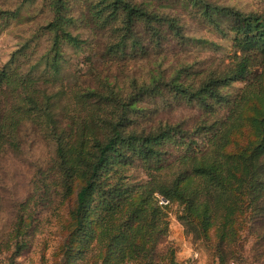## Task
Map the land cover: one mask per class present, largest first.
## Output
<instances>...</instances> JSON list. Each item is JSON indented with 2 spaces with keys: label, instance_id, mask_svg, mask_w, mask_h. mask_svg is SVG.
Returning <instances> with one entry per match:
<instances>
[{
  "label": "trees",
  "instance_id": "16d2710c",
  "mask_svg": "<svg viewBox=\"0 0 264 264\" xmlns=\"http://www.w3.org/2000/svg\"><path fill=\"white\" fill-rule=\"evenodd\" d=\"M74 1L48 0L50 47L37 63L25 70L15 53L0 68V155L21 152L28 131L48 142L52 155L36 171L33 200L54 194L69 205L62 264H89L94 252L92 264H177L173 248L159 251L175 204L197 239L210 241L215 230L219 263L228 264L243 226L264 223V88L250 85L236 103L256 111L249 117L255 142L230 151L241 119L231 127L233 113L218 116L233 103L226 89L254 74L252 56L264 59V14L204 0H84L77 14ZM176 1L199 7L217 27L218 16L227 20L242 53L236 69L198 78L182 63L165 68L163 57L147 79L134 78L128 87L101 73L66 79L67 50L81 53L88 43L77 33L82 29L107 35V56L120 60L148 59L165 43H199L187 38L177 17L155 9ZM166 97L196 104L217 120L194 129L148 122L141 105ZM26 226L21 218L18 249L26 246Z\"/></svg>",
  "mask_w": 264,
  "mask_h": 264
},
{
  "label": "rangeland",
  "instance_id": "374dc122",
  "mask_svg": "<svg viewBox=\"0 0 264 264\" xmlns=\"http://www.w3.org/2000/svg\"><path fill=\"white\" fill-rule=\"evenodd\" d=\"M146 2V0H136ZM212 7H224L250 14H264V0H204ZM74 10L81 13L84 0L73 2ZM160 12L170 13L180 20L187 38L200 41L189 42L183 46L172 42L164 44L158 51H151L148 59L120 60L107 56V35L101 31L92 32L82 29L77 33L88 43L84 52L76 53L67 50L66 79L76 83L91 80L98 73L109 75L122 87H128L131 81L147 79L153 70L154 63L164 67L180 65L191 67L192 73L198 78L206 72H223L236 69L241 62L242 53L234 46V35L229 31L226 19L217 17L221 28L208 22L199 7L186 6L175 2L173 8L166 9L156 5ZM53 20V13L48 0H0V68L10 62L12 55L18 53V65L23 69L39 61L50 47L49 36L44 28ZM152 50V48L150 49ZM130 53V52H129ZM254 74L247 83H235L226 89L232 97V104L219 114L221 118L225 111L233 113L236 124L242 126L233 129L229 140V150L235 151L240 147L255 142L257 137L252 132L251 119L256 115L250 104L236 106L241 101L243 92L255 88H264V59L258 55L252 56ZM163 67V68H164ZM197 78V79H198ZM264 92V89H263ZM264 98V94L260 95ZM145 109L148 122L180 124L184 128L194 129L204 121L213 123L217 117L207 115L196 104L176 101L170 97L146 99L141 105ZM237 112V114H235ZM52 150L48 142L38 137L32 131L24 134L21 152L7 151L0 155V264H62L63 244L67 234L69 205L61 195L42 196L33 200L38 167H46L50 161ZM167 204V202H163ZM169 235L160 246L159 251L175 250L177 264H220L216 254V232L211 231V240L197 239L187 231L180 219L181 208L175 204L168 208ZM23 218L26 227H30L24 238L26 246L18 249L14 239L20 219ZM240 242L232 245L236 248L228 259V264H264V223L248 229L243 226L239 235ZM238 239V240H239ZM98 254H90L88 261L92 264ZM131 264V263H129Z\"/></svg>",
  "mask_w": 264,
  "mask_h": 264
},
{
  "label": "water",
  "instance_id": "95a60500",
  "mask_svg": "<svg viewBox=\"0 0 264 264\" xmlns=\"http://www.w3.org/2000/svg\"><path fill=\"white\" fill-rule=\"evenodd\" d=\"M164 202H166V201H164Z\"/></svg>",
  "mask_w": 264,
  "mask_h": 264
}]
</instances>
